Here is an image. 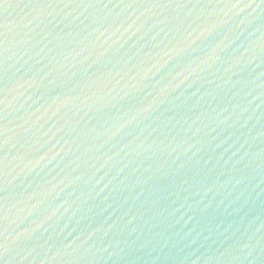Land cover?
<instances>
[{
	"label": "water",
	"instance_id": "95a60500",
	"mask_svg": "<svg viewBox=\"0 0 264 264\" xmlns=\"http://www.w3.org/2000/svg\"><path fill=\"white\" fill-rule=\"evenodd\" d=\"M0 264H264V0H0Z\"/></svg>",
	"mask_w": 264,
	"mask_h": 264
}]
</instances>
